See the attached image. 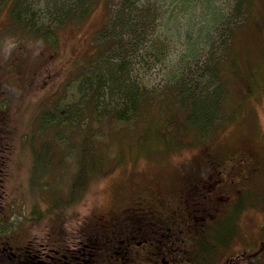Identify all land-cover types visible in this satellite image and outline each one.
<instances>
[{
  "label": "trees",
  "instance_id": "1",
  "mask_svg": "<svg viewBox=\"0 0 264 264\" xmlns=\"http://www.w3.org/2000/svg\"><path fill=\"white\" fill-rule=\"evenodd\" d=\"M108 1L0 0V10H6L15 35L39 46L56 43L58 29L82 22L96 5L107 2V18L94 32L90 51L82 53L73 65L77 75L72 101L57 100L52 108L40 109L27 139L32 151L31 173L40 165L36 159L41 158V180L67 157L73 161L63 196L66 201L56 200L66 211L78 210L88 192L95 189L94 182L123 173L121 167L130 160L203 146L252 108L251 102L264 90L258 69L264 64L245 54L239 34L242 28L258 23L263 14L260 0H116L112 7ZM181 32L185 41L178 49ZM19 38L10 43L12 48L19 47ZM18 58L10 55L5 63L19 66ZM10 84H0V214L4 232L14 226L10 206L3 205L16 134L8 108ZM34 131L38 136L35 144ZM201 150V158L166 166L179 174L183 168L191 170L210 159L223 161L236 151H249L238 148L217 155ZM249 152L258 158L257 177L264 173V147ZM124 175L129 174L112 179L118 182ZM105 188L110 193L114 186L105 183ZM250 190L251 183L247 194L238 198L229 224L220 225V248L236 238L240 212L255 206L253 199L258 193L252 195ZM261 200L264 204V194ZM57 209L53 204L39 211L37 202L33 203L31 219L40 223L48 211ZM254 228L258 234L253 249L241 245L244 238L237 244L242 254L253 251L245 254L249 259L264 253V220Z\"/></svg>",
  "mask_w": 264,
  "mask_h": 264
},
{
  "label": "flooded vegetation",
  "instance_id": "2",
  "mask_svg": "<svg viewBox=\"0 0 264 264\" xmlns=\"http://www.w3.org/2000/svg\"><path fill=\"white\" fill-rule=\"evenodd\" d=\"M258 166L251 152L236 151L183 168L169 183L112 179L125 169L92 185L114 186L110 201L71 210L67 221L56 216V225L35 237L17 239L14 227L2 231L0 214V264H263L262 252L249 259L237 244L233 257L219 255L217 238Z\"/></svg>",
  "mask_w": 264,
  "mask_h": 264
},
{
  "label": "rangeland",
  "instance_id": "3",
  "mask_svg": "<svg viewBox=\"0 0 264 264\" xmlns=\"http://www.w3.org/2000/svg\"><path fill=\"white\" fill-rule=\"evenodd\" d=\"M109 6H113L116 0L108 1ZM104 5V6H103ZM107 2L96 5L82 22L74 25L61 27L56 32V43H43L40 46L31 39H20L9 26L6 10H0V84L10 82L8 102L10 109L11 123L15 127L14 148L10 154V163L7 178L5 181L3 205L10 206L12 210L11 222L16 228L17 239H24L29 236H36L42 228V232H47L50 225L55 224L56 216L63 221L70 219L68 212L63 209L64 194L70 176L74 170L73 161L67 157L63 164L52 169L42 180L41 158H37L35 163H40L39 167H33L32 151L27 143L28 135L31 133L32 124L38 116L40 109L52 108L57 100L72 99L76 89L75 76L77 70L72 69L75 61L84 52L90 51V44L94 32L103 24L107 18ZM263 14L259 17L257 24L246 26L239 32L242 40V48L247 56L264 64V0H260ZM203 21H201L202 23ZM177 41V48L182 47L185 41L184 32ZM20 39V45L12 48L10 43ZM181 49V48H178ZM175 55V52L173 53ZM10 55L18 56L19 66L6 65ZM6 61V63H5ZM13 70L6 73V70ZM264 82V66L258 68ZM160 73V72H159ZM150 76H153L150 75ZM72 77V79H70ZM1 88V86H0ZM262 92V91H260ZM259 92V93H260ZM72 101V100H71ZM252 108L239 116L236 121L220 132L211 141L205 142L203 146L182 149L168 154L152 156L150 158H139L141 160H130L122 169H127L129 175H124V182L141 183L148 180L162 181L169 183L175 173L166 166V163H177L186 159L192 161L194 158H201L202 149H208L217 155L233 149H247L255 151L259 146L264 147V90L257 99L251 102ZM103 128V127H101ZM104 129V128H103ZM37 141V134L34 131ZM171 160V161H169ZM126 174V173H125ZM160 174V175H159ZM162 175V176H161ZM264 173L262 171L251 182L252 193H258L254 198V205L245 209L237 216L239 224L236 238L218 250V254L224 257H233L235 250L232 248L240 244L244 237L248 239L246 248L251 250L255 247V237L258 234L253 231L254 226L264 220V204L262 196L264 194ZM127 193L128 190H121ZM109 191L102 187L91 189L84 198L80 211L93 205L95 201L104 204L110 201ZM108 193V194H107ZM57 199L62 201L56 202ZM39 211L55 204L59 209L48 211L46 216L38 224L31 218V207L36 204ZM56 202V203H55ZM261 203V204H260ZM260 205L261 207H259ZM56 209V208H55ZM237 251V248H236ZM237 253V252H236ZM251 254L252 252H246ZM264 257V255H263ZM264 263V260H262Z\"/></svg>",
  "mask_w": 264,
  "mask_h": 264
},
{
  "label": "bare ground",
  "instance_id": "4",
  "mask_svg": "<svg viewBox=\"0 0 264 264\" xmlns=\"http://www.w3.org/2000/svg\"><path fill=\"white\" fill-rule=\"evenodd\" d=\"M264 254V253H263ZM263 254L261 255L262 257H263ZM261 258V257H260ZM262 259H264V258H262ZM259 260V259H258Z\"/></svg>",
  "mask_w": 264,
  "mask_h": 264
}]
</instances>
